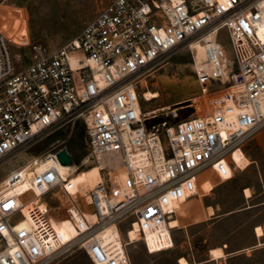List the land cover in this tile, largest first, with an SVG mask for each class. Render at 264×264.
<instances>
[{
    "label": "built area",
    "instance_id": "1",
    "mask_svg": "<svg viewBox=\"0 0 264 264\" xmlns=\"http://www.w3.org/2000/svg\"><path fill=\"white\" fill-rule=\"evenodd\" d=\"M195 40L205 45L200 62ZM12 43L0 29V162L78 118L88 151L66 176L40 167L48 157L62 164L56 149L0 181V264H57L71 248L93 264H131V228L149 252L172 248L179 226L171 221L199 194V175L233 177L234 154L264 128V0H112L66 43H32L24 64ZM182 44L209 109L158 122L144 110L136 76ZM83 166L100 168L93 187L73 181ZM60 189L71 201L69 237L49 217L63 205Z\"/></svg>",
    "mask_w": 264,
    "mask_h": 264
},
{
    "label": "rangeland",
    "instance_id": "2",
    "mask_svg": "<svg viewBox=\"0 0 264 264\" xmlns=\"http://www.w3.org/2000/svg\"><path fill=\"white\" fill-rule=\"evenodd\" d=\"M112 0H0V29L14 42L12 49L19 62H28L31 44L40 42L49 46H58L75 38L97 12ZM25 44V45H18ZM224 46L228 57H233L231 44L226 37ZM141 95L146 90L157 91L159 96L147 100L142 97L144 110H158L156 121L167 120L168 124L203 114L209 109L211 96L203 95L202 86L197 80L191 48L182 44L161 55L141 74L136 76ZM263 129V128H261ZM66 148L73 158L74 165H80L88 151L85 125L78 118L61 128L43 136L31 145L20 148L14 157L0 162V181L19 165L25 164L35 156L44 157L56 149ZM235 153L237 168L232 178L222 179L213 169H207L199 175V194L183 202L178 210L180 226L175 232V243L170 249L149 252L143 240L128 241L127 251L131 264H180L179 258L186 257L188 264H264V245L255 249L233 251V248L251 241L250 228L242 225L247 218L242 217L218 222L217 217L232 211L241 205L243 194L241 185L248 179L254 186L255 200L264 196V180L238 165L241 158H249L244 153ZM250 162V161H249ZM83 166L74 172L79 173ZM241 168V169H240ZM250 168V167H249ZM244 169V170H242ZM232 170L229 169L228 174ZM74 176L73 180H74ZM227 179V180H226ZM209 181V190L204 181ZM57 195L63 205L54 208L53 222L66 237L75 233L74 226L66 208L71 201L64 190ZM214 205L215 215L207 214V207ZM206 211V213H205ZM256 221L264 222V209L260 206L249 213ZM207 218V219H205ZM124 237L129 240L124 231ZM223 247L224 255L210 258V250ZM222 249V250H223ZM57 264H93L87 254L79 248L64 251Z\"/></svg>",
    "mask_w": 264,
    "mask_h": 264
},
{
    "label": "crops",
    "instance_id": "3",
    "mask_svg": "<svg viewBox=\"0 0 264 264\" xmlns=\"http://www.w3.org/2000/svg\"><path fill=\"white\" fill-rule=\"evenodd\" d=\"M242 146L244 147L245 155L249 158V161H250L248 166L245 169L247 168L251 169L250 172L253 173V175L254 174L258 175L264 180V128L259 129L254 134H252L247 140H245ZM246 188H249L252 191L251 196L245 195L244 191ZM253 189H254V186L251 183H248V179L245 180V183L241 185V190L243 192L241 196V199H242L241 205L235 207L230 212L223 213L221 216H218L216 220L218 222H221V221H224L225 219L232 221L233 219H239L242 217L247 218L246 221L243 224H241V226L242 225L249 226L250 235L252 236L251 241L244 245H239V246L234 247L233 251L235 252L242 251L244 249H249V248L255 249V248H258L264 245V234L257 235L255 231L257 226H261L264 230V222L256 221L255 216L249 217V213L255 210L256 207L260 206L262 209H264V196H262L259 200H255L258 197V194H254ZM263 190H264V183H263ZM210 206L216 208L214 205H210ZM176 231H177V228L174 230V236H175ZM220 248L221 250L223 249V247H220ZM223 251L224 249L222 250V252ZM212 258L213 257H211L210 260H212Z\"/></svg>",
    "mask_w": 264,
    "mask_h": 264
},
{
    "label": "bare ground",
    "instance_id": "4",
    "mask_svg": "<svg viewBox=\"0 0 264 264\" xmlns=\"http://www.w3.org/2000/svg\"><path fill=\"white\" fill-rule=\"evenodd\" d=\"M192 45H193V48L196 51L197 62H200L205 56V45L202 42H199L198 40L193 41ZM157 96H159V93L157 91H151V90H146L142 94V97L147 99V100H151L152 98H155ZM167 108H170V107L169 106H165V107H162L160 109H153V111H151L150 113H155L158 110H163V109H167ZM139 109L141 110V108H139ZM248 164H249V161L245 157L241 158L239 160V162H238V165L241 166L242 168L247 167ZM51 165L57 166L59 172L63 176H66V174L69 173V170L72 169V166L59 164L57 161L52 160L50 157H48L46 159H43L42 162H41L40 167H41V169H45V168H47L48 166H51ZM74 172H73V176H74ZM74 177L75 178H74L73 181L75 183H77V184L83 183L88 188L89 187H93L102 178L101 173H100V168L98 166L85 168L82 171H80L79 173H76V175ZM203 183H204V186L207 188V190H209L210 189L209 188V181L207 180V181H204ZM0 186H2V182H0ZM244 192H245L246 196H251V194H252V191L249 188H246ZM179 208H181V205H180ZM206 211H207V214L209 216H212L215 213V210H214V208L212 206H208ZM54 212H55L54 209H52L49 212V217L51 218L52 222H53V218H54V215H53ZM171 223H172L173 227H177V226L181 225L179 219H172ZM53 224H54V222H53ZM54 226H55V224H54ZM177 228H179V227H177ZM129 231L130 232H129V234L127 236L129 238L130 242H134L136 240L138 234H137V232L135 230H132V228ZM255 231H256L257 235H263L264 234V230H263V228L261 226H257ZM107 233H108L109 238L111 239L112 238V234H113L111 232V230L108 229ZM122 249L125 251L124 246L122 247ZM210 253H211V256L213 258H219V257H221L223 255V252H222L220 247L212 248L210 250ZM179 263L180 264H188V260L186 259V257L182 256V257L179 258ZM212 264H216V263H212Z\"/></svg>",
    "mask_w": 264,
    "mask_h": 264
},
{
    "label": "water",
    "instance_id": "5",
    "mask_svg": "<svg viewBox=\"0 0 264 264\" xmlns=\"http://www.w3.org/2000/svg\"><path fill=\"white\" fill-rule=\"evenodd\" d=\"M57 157L63 165L73 164V158L66 148H61L57 153Z\"/></svg>",
    "mask_w": 264,
    "mask_h": 264
}]
</instances>
